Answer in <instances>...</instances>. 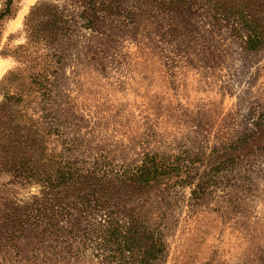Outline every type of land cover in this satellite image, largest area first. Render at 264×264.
Returning a JSON list of instances; mask_svg holds the SVG:
<instances>
[{
  "label": "rangeland",
  "instance_id": "1",
  "mask_svg": "<svg viewBox=\"0 0 264 264\" xmlns=\"http://www.w3.org/2000/svg\"><path fill=\"white\" fill-rule=\"evenodd\" d=\"M222 1L170 12L151 0H0V104L18 103L0 123L17 139L36 127L51 136L44 155L108 175L132 179L151 158L163 180L113 189L75 235L22 239L0 264H264V34L249 50L239 23L262 31L264 0H226L237 20ZM38 3L55 16L31 18L30 33ZM11 175L0 164V210L39 189ZM106 215L140 228L145 249L86 234Z\"/></svg>",
  "mask_w": 264,
  "mask_h": 264
},
{
  "label": "trees",
  "instance_id": "2",
  "mask_svg": "<svg viewBox=\"0 0 264 264\" xmlns=\"http://www.w3.org/2000/svg\"><path fill=\"white\" fill-rule=\"evenodd\" d=\"M151 1L157 7L170 12L181 11L185 2V0ZM217 3L216 7L219 8L223 18L237 20L236 5L226 0ZM51 10L55 9L45 3L34 5L25 20L24 28L28 31L32 29L31 18H53L55 13L51 14ZM239 19L246 35L247 49L256 50L264 29L258 32L256 26L252 25L253 18L247 15L240 16ZM44 25L52 26L53 22L50 19ZM3 98L0 104V116H4L9 108L18 104L12 95H5ZM7 124L0 123V164L12 173L10 177L13 183L19 186L36 185L39 189L36 195H31L26 201L16 199L0 210V248H18L19 241L22 239L28 241L35 239L37 242L44 243L54 241L61 235H75V232L80 230L79 219L85 220L94 212L100 213L106 210L105 204L115 199L113 195L110 196L115 191L113 189L117 191L125 190L127 187L137 189L138 186H147L146 189H148L151 187L149 185L156 183L158 185L163 181H157L160 175L157 170L160 167L151 158L143 160L136 167L132 179L126 178L124 174L108 175L105 171L100 172L97 161L88 168H83L75 160L64 158L61 154L54 155L52 149H49L48 155H44L45 146L42 139L47 138L46 142H48L51 136L35 127L24 137L17 139L10 133V129L14 126ZM127 181L129 183H126ZM74 211L78 213L73 218ZM105 218L107 220L103 221L104 226L100 224L99 227H91L86 223V234L95 233L112 241L122 240L126 251L145 249L144 233L140 228H135L131 224L120 227L114 222L112 216L106 215ZM149 248L155 256L156 246Z\"/></svg>",
  "mask_w": 264,
  "mask_h": 264
}]
</instances>
